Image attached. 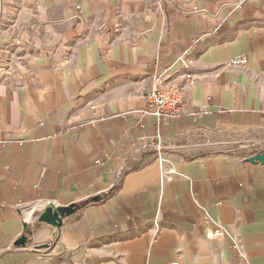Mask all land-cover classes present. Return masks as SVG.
Wrapping results in <instances>:
<instances>
[{
	"label": "crops",
	"instance_id": "1",
	"mask_svg": "<svg viewBox=\"0 0 264 264\" xmlns=\"http://www.w3.org/2000/svg\"><path fill=\"white\" fill-rule=\"evenodd\" d=\"M185 50L158 121L145 95ZM262 151L264 0H0V264H264Z\"/></svg>",
	"mask_w": 264,
	"mask_h": 264
},
{
	"label": "built area",
	"instance_id": "2",
	"mask_svg": "<svg viewBox=\"0 0 264 264\" xmlns=\"http://www.w3.org/2000/svg\"><path fill=\"white\" fill-rule=\"evenodd\" d=\"M164 0H159V4H163ZM80 19V15H76ZM247 57L244 54H237L228 59L229 65H246ZM194 57L188 50L177 56L176 65L171 71L167 70L153 78L151 86L145 95L146 107L145 111L154 115L158 121L166 118H175L181 114L182 107L187 101V86L193 80L192 65ZM198 115L199 112H194ZM154 149L160 154L162 144L159 140L153 144ZM38 216V215H37ZM37 216L31 215L32 220ZM203 221L209 222L208 214H203ZM224 231L221 227H217L206 232V237L217 238L223 236ZM232 247L236 255L242 254V248L239 240L234 241ZM170 264H178L173 261Z\"/></svg>",
	"mask_w": 264,
	"mask_h": 264
},
{
	"label": "water",
	"instance_id": "3",
	"mask_svg": "<svg viewBox=\"0 0 264 264\" xmlns=\"http://www.w3.org/2000/svg\"><path fill=\"white\" fill-rule=\"evenodd\" d=\"M252 162H261L264 163V151L262 152H256L249 158ZM75 212V206L74 204H68L65 206H59L54 204H47L45 205L41 212L37 216V221L39 222H46L48 224H51L52 226H55L59 228L62 225L63 219ZM29 240L27 239V236L25 234L21 235L19 238H17L13 244L15 246H25V244Z\"/></svg>",
	"mask_w": 264,
	"mask_h": 264
},
{
	"label": "trees",
	"instance_id": "4",
	"mask_svg": "<svg viewBox=\"0 0 264 264\" xmlns=\"http://www.w3.org/2000/svg\"><path fill=\"white\" fill-rule=\"evenodd\" d=\"M118 186H119V183L115 184L110 191H108L106 194H104V197L110 195L114 190H116L118 188ZM102 198L103 197H101V196H97V197H94V198H91V199L87 200L86 203H88V202H96V201H99ZM74 206L80 207V206H83V203L82 204H74Z\"/></svg>",
	"mask_w": 264,
	"mask_h": 264
}]
</instances>
